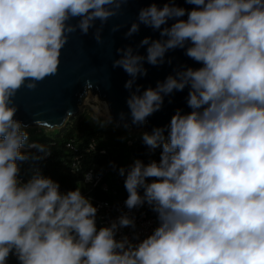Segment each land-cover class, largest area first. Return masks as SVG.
Segmentation results:
<instances>
[{"label": "clouds", "instance_id": "obj_1", "mask_svg": "<svg viewBox=\"0 0 264 264\" xmlns=\"http://www.w3.org/2000/svg\"><path fill=\"white\" fill-rule=\"evenodd\" d=\"M128 3L0 0V264L10 256L17 264H264V0H185L191 10L174 0L152 3L124 33L130 38L144 25L160 36L117 49L112 63L130 77L124 87L133 124L159 111L164 95L189 88L191 112L177 110L169 125L143 134L152 150L162 148L159 162L136 159L119 170L126 207L147 202L158 214L151 234L134 237L136 243L117 239L116 223L97 228V207L79 187L62 193L37 168L27 182L19 178L18 162L43 158L22 151L26 144L44 156L50 150L28 144V125L15 118L13 98L58 73L73 34L95 29L101 43L104 26ZM175 49L201 67L140 94L136 81L147 75L145 61L161 65ZM119 225L135 227L126 215Z\"/></svg>", "mask_w": 264, "mask_h": 264}, {"label": "water", "instance_id": "obj_2", "mask_svg": "<svg viewBox=\"0 0 264 264\" xmlns=\"http://www.w3.org/2000/svg\"><path fill=\"white\" fill-rule=\"evenodd\" d=\"M167 2L169 0H129L123 14L109 20L104 26L103 39L99 44L92 35L95 29L90 30L88 35H81L79 32L73 34L61 51L58 73L45 78L34 91L21 88L17 92L13 98L14 104L18 107L15 118L28 127L59 128L62 133L69 123L82 113L81 105L89 91L98 94L101 100L108 103L115 126L135 131L144 129L148 134H152L154 128H164L169 125L171 117L177 110H180L181 114L191 112V108L187 105L189 88L186 86L184 90L174 89L172 93L164 95L161 109L149 116L146 123L133 124L126 103L130 92L124 87L130 77L121 68L112 67L113 60L120 58L117 49L127 46L136 49L145 37H150L152 40L160 39L159 31H153L144 25H141L139 33L130 38H125L124 33L136 20L140 8L148 7L152 3L163 7ZM174 2L188 10L195 7L185 3V0H174ZM183 18L186 19L187 16ZM172 22L169 21L168 26ZM114 24L124 26L119 31L112 32L111 28ZM96 25L99 26V21ZM147 47L145 45L139 48V53L146 55ZM185 51L183 49L167 51L164 63L161 65L152 66L145 61L147 75L139 77L136 81V85L140 86V94L149 87L155 89L157 84L164 83L169 75L176 77L177 72L184 71L188 67H201L187 57ZM169 60L171 63L168 62Z\"/></svg>", "mask_w": 264, "mask_h": 264}, {"label": "built area", "instance_id": "obj_3", "mask_svg": "<svg viewBox=\"0 0 264 264\" xmlns=\"http://www.w3.org/2000/svg\"><path fill=\"white\" fill-rule=\"evenodd\" d=\"M130 130L131 131H129L128 137L125 140L126 150L124 151V159L119 165L118 173L114 176H111L110 179L106 177L111 172L110 168L99 171L95 167H90L82 171V154L75 155L70 161V164L71 171L73 173H79L81 171L83 173L82 182L86 186V189L80 190L81 193L85 197L90 198L93 205L97 207V228L110 227L112 223H116V238L121 239L124 236H127L130 241L136 243L138 241L134 239V237L143 239L147 235L151 234L154 228L158 226V214L152 210L151 206L148 205L147 202L133 209H128L126 207L125 201L127 199L128 193L124 187L125 176H121L119 174V170L120 168L127 170L136 159L143 161L145 164L151 162L152 160L159 162L162 148L158 147L157 149L152 150L148 145H138L136 148L141 147V153H132L128 148L133 147L139 138L143 137V134L146 132L144 129L137 131L132 129ZM31 143L45 145L50 150L49 144L47 142H38L32 140L28 144ZM67 146L74 152L78 151L79 145L76 144L75 141H70ZM23 149H28L27 145H25ZM85 151L86 153L96 151L100 154H105L107 153V148L102 147V144L99 140L93 139L88 142L87 146L85 147ZM39 154H41L44 158L49 156H44L43 153ZM86 176H90L91 179H86ZM30 177L31 176H19L22 182H27ZM59 190L62 193H66L75 189L72 187L60 186ZM140 194L143 195V189H140ZM125 215L134 221L135 227L132 225L122 227L119 225L120 217Z\"/></svg>", "mask_w": 264, "mask_h": 264}, {"label": "trees", "instance_id": "obj_4", "mask_svg": "<svg viewBox=\"0 0 264 264\" xmlns=\"http://www.w3.org/2000/svg\"><path fill=\"white\" fill-rule=\"evenodd\" d=\"M125 129L115 125L107 124L94 117L89 113H81L66 128L59 136L52 139H38V142H47L50 147V155L44 158L34 148L22 149V151L41 155L43 158L40 161L18 162L20 163V176L28 177L32 175L31 169L37 168L43 176L51 178L60 186H67L76 189H86L82 182V171L95 167L102 171L110 168V174L106 177L110 179L118 173L119 165L124 159V151L126 150L125 140L128 133L125 135ZM96 139L102 144V147L107 148V153L100 154L96 151L86 153L85 147L88 142ZM70 141H75L79 145L78 151L74 152L67 144ZM27 145V144H26ZM138 145H146L141 138L133 147H129V151L134 154H140L142 148H136ZM82 154L81 172L73 173L71 171L70 161L75 155ZM9 264H17L14 256H10Z\"/></svg>", "mask_w": 264, "mask_h": 264}, {"label": "rangeland", "instance_id": "obj_5", "mask_svg": "<svg viewBox=\"0 0 264 264\" xmlns=\"http://www.w3.org/2000/svg\"><path fill=\"white\" fill-rule=\"evenodd\" d=\"M89 93H91L90 97H88L87 95V97L84 99L83 104L81 105L83 110L82 113L92 114L94 117L98 118L102 122L114 125L113 119L111 118L109 120V116L111 117V115L106 112L103 103L94 99L92 95L94 93H92V91H89ZM121 128L125 129V135L129 133V131H131L129 128ZM27 131L29 132L28 143L32 140L36 141L38 139H52L59 136L61 132L59 128L48 129L39 126H30L27 128Z\"/></svg>", "mask_w": 264, "mask_h": 264}, {"label": "bare ground", "instance_id": "obj_6", "mask_svg": "<svg viewBox=\"0 0 264 264\" xmlns=\"http://www.w3.org/2000/svg\"><path fill=\"white\" fill-rule=\"evenodd\" d=\"M90 95H91V93H88V97H90ZM92 95H93L94 99H96L97 101H101V102L103 103L106 112H107L109 115H111V113H110V109H109V106H108V103H107L105 100H101V99L99 98L98 94H92Z\"/></svg>", "mask_w": 264, "mask_h": 264}]
</instances>
